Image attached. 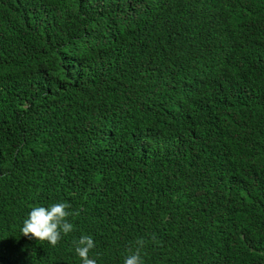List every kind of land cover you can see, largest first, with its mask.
<instances>
[{
    "label": "trees",
    "instance_id": "obj_1",
    "mask_svg": "<svg viewBox=\"0 0 264 264\" xmlns=\"http://www.w3.org/2000/svg\"><path fill=\"white\" fill-rule=\"evenodd\" d=\"M262 43L264 0H0V264H264ZM56 202L74 231L23 236Z\"/></svg>",
    "mask_w": 264,
    "mask_h": 264
},
{
    "label": "clouds",
    "instance_id": "obj_2",
    "mask_svg": "<svg viewBox=\"0 0 264 264\" xmlns=\"http://www.w3.org/2000/svg\"><path fill=\"white\" fill-rule=\"evenodd\" d=\"M263 13V11L261 12ZM220 16V11H217ZM201 17L193 18L198 38L200 41L199 51H203L200 58L208 59L214 55V45H209L210 36L209 30L205 27L201 21ZM141 22V7H139L137 13L134 16V20L130 23L124 31H136L138 24ZM264 43L260 45L263 46ZM259 80L264 85L263 78H254ZM254 79L251 82V86L254 85ZM258 96V100L255 101L253 95ZM235 99L251 98L256 105V115L258 121H260V110L264 109L263 94L260 91H254L247 89L245 92L240 90L233 95ZM79 215V211H73L72 205L68 202H56L44 205H33L23 220V226L20 229L23 236L29 239H35L37 241H47L50 245L55 247L60 240L74 231V224L70 221L69 217ZM154 239V237H153ZM147 241L144 238H137L133 245L127 249V254L123 259V264H144L143 250L146 247ZM73 247L75 254L79 257L81 264H98L97 255L90 256V253L95 249L96 245L94 238L90 234H82L78 239L73 241Z\"/></svg>",
    "mask_w": 264,
    "mask_h": 264
},
{
    "label": "rangeland",
    "instance_id": "obj_3",
    "mask_svg": "<svg viewBox=\"0 0 264 264\" xmlns=\"http://www.w3.org/2000/svg\"><path fill=\"white\" fill-rule=\"evenodd\" d=\"M229 12V14L231 15V17H232V13L230 12V11H228ZM258 83V82H257ZM250 88H253V90L255 91V87H254V85L253 86H249V88L248 89H250ZM238 92V91H237ZM136 99L133 97V101H135Z\"/></svg>",
    "mask_w": 264,
    "mask_h": 264
}]
</instances>
